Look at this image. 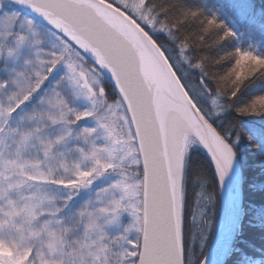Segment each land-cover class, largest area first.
<instances>
[{
  "label": "snow or ice",
  "instance_id": "snow-or-ice-1",
  "mask_svg": "<svg viewBox=\"0 0 264 264\" xmlns=\"http://www.w3.org/2000/svg\"><path fill=\"white\" fill-rule=\"evenodd\" d=\"M253 166L264 0H0V264H264Z\"/></svg>",
  "mask_w": 264,
  "mask_h": 264
},
{
  "label": "trees",
  "instance_id": "trees-1",
  "mask_svg": "<svg viewBox=\"0 0 264 264\" xmlns=\"http://www.w3.org/2000/svg\"><path fill=\"white\" fill-rule=\"evenodd\" d=\"M259 120L260 118H255ZM201 152L203 153V150L201 149ZM203 155L206 156V153H203ZM256 167L253 166L248 169L247 172V179L244 184V215L247 220L256 219L258 215L261 213L262 210H264V193H261L259 191H253L250 189L249 184L251 183H259L261 180H264V177H262L258 171L256 170ZM189 201L191 202L195 194L199 191L198 186H196L193 182H189ZM221 219V192L219 191L218 184H217V206H216V218L215 223L217 225L220 224ZM246 237L249 241H252V243L249 245V255L254 257H261L264 256V235H261V233L258 230L249 229L245 232ZM256 264H260L259 259H257Z\"/></svg>",
  "mask_w": 264,
  "mask_h": 264
},
{
  "label": "water",
  "instance_id": "water-1",
  "mask_svg": "<svg viewBox=\"0 0 264 264\" xmlns=\"http://www.w3.org/2000/svg\"><path fill=\"white\" fill-rule=\"evenodd\" d=\"M236 194V189L233 186V182L229 181L228 185L223 191H221L222 199V213L220 225L225 227L230 226L226 222H230L232 219H238L241 214H244V188H243V208L241 209L233 201V196Z\"/></svg>",
  "mask_w": 264,
  "mask_h": 264
}]
</instances>
